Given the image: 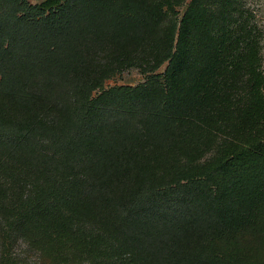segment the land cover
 I'll list each match as a JSON object with an SVG mask.
<instances>
[{
  "label": "trees",
  "instance_id": "obj_1",
  "mask_svg": "<svg viewBox=\"0 0 264 264\" xmlns=\"http://www.w3.org/2000/svg\"><path fill=\"white\" fill-rule=\"evenodd\" d=\"M184 1L0 0V264H264L227 248L264 236L257 32ZM143 47L103 85L100 51Z\"/></svg>",
  "mask_w": 264,
  "mask_h": 264
},
{
  "label": "rangeland",
  "instance_id": "obj_2",
  "mask_svg": "<svg viewBox=\"0 0 264 264\" xmlns=\"http://www.w3.org/2000/svg\"><path fill=\"white\" fill-rule=\"evenodd\" d=\"M31 3H37L41 0H29ZM187 0L184 1V3ZM241 9H244L243 16H248L249 25H254L257 32V46L259 55V70L264 74V0H237ZM184 3L175 7L176 14L179 16L184 7ZM148 48H141V50L128 51L127 55L122 57L117 56L111 50L109 52L100 51L98 57L93 60L96 64L105 66H114L112 74L105 78L103 81L104 86L112 84H130L134 85L144 79V73H142V67L146 66L153 60V54L148 51ZM164 63L160 65L157 70H162ZM211 152V151H210ZM209 154V151L205 155ZM184 157L187 155H183ZM258 240L260 244L251 246L242 243L229 241L227 248L233 253H236L243 259H264V236H259ZM16 251L20 257L28 264H54V262L45 260L40 262L36 253L29 250L24 242H20L16 247ZM58 264H76L74 260H67L66 262H60ZM80 264H86L83 260Z\"/></svg>",
  "mask_w": 264,
  "mask_h": 264
}]
</instances>
